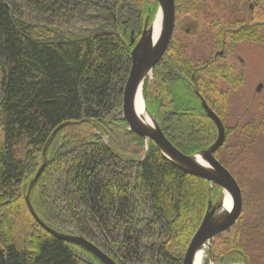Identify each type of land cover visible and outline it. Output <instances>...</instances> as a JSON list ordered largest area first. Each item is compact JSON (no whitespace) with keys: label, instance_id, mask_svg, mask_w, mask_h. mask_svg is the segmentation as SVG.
Returning <instances> with one entry per match:
<instances>
[{"label":"trees","instance_id":"obj_1","mask_svg":"<svg viewBox=\"0 0 264 264\" xmlns=\"http://www.w3.org/2000/svg\"><path fill=\"white\" fill-rule=\"evenodd\" d=\"M184 1L185 13L193 11ZM156 8L157 0H0V264H102L47 233L26 206L44 148L29 199L47 228L84 238L115 264H184L222 188L182 172L151 141L145 150L123 113L131 33L137 42ZM222 73L192 66L171 44L144 80L146 109L185 156L216 140L201 99L222 120ZM240 83L233 77L229 84ZM66 122L74 124L51 138ZM234 131L226 130L227 139ZM220 151L214 157L225 167ZM211 250L213 264H254L238 237L230 244L219 235Z\"/></svg>","mask_w":264,"mask_h":264},{"label":"rangeland","instance_id":"obj_2","mask_svg":"<svg viewBox=\"0 0 264 264\" xmlns=\"http://www.w3.org/2000/svg\"><path fill=\"white\" fill-rule=\"evenodd\" d=\"M211 2L213 0H200V13L197 16H193L192 12L185 13L187 4H185L184 0H179V10L177 13L175 12V24L167 48L170 44H181L184 46L188 43L192 45L190 48L192 52L189 48L187 50V52L191 53L188 56L192 58V61L201 62L200 60L209 59L210 54L214 52L209 37L216 33L222 24V20L227 18L220 7L222 1L217 0L216 2L219 5L215 6L213 4V9L210 5ZM261 3L263 5L264 0H261ZM158 10L159 4L157 1V8L151 18L152 20L145 22L146 26L144 25L143 31H148L153 27ZM262 23V38L259 47L249 52L240 48L237 52L245 60L244 68L240 69V67H237L244 73V78L235 91L229 92L228 104L222 112L223 117L221 120L225 132L226 130L233 131L234 129L235 131L228 139H225L223 145L216 151L221 150L219 157L225 163V167L240 188V212L228 227L213 235L210 241L206 242L201 264H205L207 261L208 264H213L211 241L219 235L228 239L230 244H234L238 237V243L244 246L249 256L253 259L254 264H264V21ZM187 30L193 33L186 36ZM1 82L2 64L0 62V94ZM258 85H261L262 89L256 92ZM218 87L226 90V93L229 91L225 84H219ZM143 103L145 107L144 99ZM146 111L152 121L156 122L152 114L147 109ZM2 139L3 135L0 127V146L3 142ZM143 139L144 149L146 150L150 140L144 137ZM104 141L107 142L108 140L104 139ZM203 151L196 152L190 156L201 154ZM126 156L127 154L122 155V157ZM38 162L40 166L45 164V152H42ZM54 176H51L52 181L48 189V195L51 198L55 192L53 187ZM32 187L29 189L28 185L24 196V201L27 198L30 206L29 195ZM225 204L226 194L222 189L221 198L211 206L215 208L216 212H219L224 208Z\"/></svg>","mask_w":264,"mask_h":264},{"label":"water","instance_id":"obj_3","mask_svg":"<svg viewBox=\"0 0 264 264\" xmlns=\"http://www.w3.org/2000/svg\"><path fill=\"white\" fill-rule=\"evenodd\" d=\"M157 1L159 4L158 13L161 10L164 16L159 33L154 36L152 30L153 27L148 31L144 30L136 43L132 38L131 33L130 45H133V48L130 54L131 67L123 93V113L130 127L142 137L150 140L159 151V153L170 163H172L184 173L203 178L220 185L223 191L225 193L227 191L230 195L231 205L229 209H225L218 218H215V214L217 213L215 211V208H213L211 204H209L199 227L197 228L196 232L189 242L186 253L184 255V264H197L199 250L202 247L204 248L206 242L210 241L213 235L228 227L239 215L241 207V192L237 182L229 173V171L225 169L214 157L215 152L223 145L225 141V129L219 117L207 106V104L203 100L201 101L202 108L206 116L211 120L217 130V137L212 146L209 149L203 151L201 154H198L202 156L206 167H200L193 164V158L197 155L185 156L181 154L165 138L156 122L153 121V126L148 127L140 120L139 116L136 113L135 96L137 89L139 88L140 96L142 98L143 82L154 64L158 60H160V58H162L164 52L166 51L175 21L174 0ZM261 89L262 86L258 85L256 88V92H259ZM73 124L74 123L66 122L58 126L53 131L51 138L54 137V135L62 128ZM44 152L45 148L43 150V153ZM43 168L44 165H41L38 168L29 184V189L37 181ZM25 202L33 219L47 233L54 235L59 240L71 242L80 246L81 248L92 254L102 264H115L108 256L103 254L99 249H97L93 244H91L84 238L79 236H66L57 234L47 228L38 219L27 198L25 199Z\"/></svg>","mask_w":264,"mask_h":264},{"label":"flooded vegetation","instance_id":"obj_4","mask_svg":"<svg viewBox=\"0 0 264 264\" xmlns=\"http://www.w3.org/2000/svg\"><path fill=\"white\" fill-rule=\"evenodd\" d=\"M216 1L217 0H213V2L210 3L212 9L213 4L215 6L219 5ZM221 1L222 2L220 7L222 8L223 12L225 13L224 15H226L227 18H224V20H222V24L217 29L216 33L212 37H209V40L211 41L214 49V52L210 54L209 59L207 58L200 60L201 62L193 60V62L192 58L188 56L191 53L187 52L188 48H191V44L187 43L184 46H182L181 44L172 45L173 48L181 49L183 51L185 56L191 61L192 66L226 68L227 76L225 73L222 74L226 76L227 79L230 80V82L233 77H239L242 83L244 73H242V71H240L237 67H240V69L244 68L245 60L240 57L237 52L240 48H243L249 52L252 49H256L257 47H259L262 38V21H264V3L262 5L261 0ZM191 4L193 6V11H191V9L190 11L192 12L193 16H197V14L200 13V0H191ZM192 33L193 32L187 30L186 36H189V34L191 35ZM190 50L192 52V49ZM166 51L164 52V54L166 53ZM224 76L217 79L216 85L221 94H223L224 96H229V92H233L236 89H233L230 86V82L224 81ZM219 84H225L229 91L226 93V90L218 87ZM225 139H227L226 136Z\"/></svg>","mask_w":264,"mask_h":264},{"label":"bare ground","instance_id":"obj_5","mask_svg":"<svg viewBox=\"0 0 264 264\" xmlns=\"http://www.w3.org/2000/svg\"><path fill=\"white\" fill-rule=\"evenodd\" d=\"M163 18H164L163 13L160 10L159 13L157 14L156 20H155V22L153 24V28H152L154 36H156L159 33L161 26H162V23H163ZM135 110H136V113L139 116L140 120L146 126H148V127L153 126V121H152L149 113L146 111V109L144 107L143 100L140 96L139 88L137 89L136 96H135ZM192 162H193V164H195L197 166L206 167V164H205L201 155H197L196 157H194ZM225 194H226V204L222 210H220L219 212H217L215 214V218H218L223 213V211L225 209H229V207L231 205V198H230L229 193L226 191ZM203 256H204V248L202 247L198 253L197 264H201V262L203 260Z\"/></svg>","mask_w":264,"mask_h":264}]
</instances>
